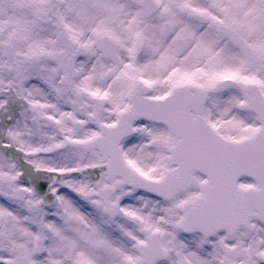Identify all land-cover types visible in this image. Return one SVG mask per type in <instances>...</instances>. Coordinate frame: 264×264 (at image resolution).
Here are the masks:
<instances>
[{"label":"flooded vegetation","instance_id":"flooded-vegetation-1","mask_svg":"<svg viewBox=\"0 0 264 264\" xmlns=\"http://www.w3.org/2000/svg\"><path fill=\"white\" fill-rule=\"evenodd\" d=\"M146 5L0 0V241L20 235L32 246L10 251L0 264H92L90 255L101 251L117 264L122 243L141 264L142 243L133 249L129 238L142 235L146 243L155 232L161 243L160 233L132 219L131 205L150 203L178 224L182 206L201 192L208 177L190 170L199 161L181 170L173 145L195 141L180 133L200 120L221 133L219 105L234 101L227 93L237 89L245 99L244 81L235 69L212 66L225 58L222 51L243 53L219 29L226 22L217 0ZM220 77L240 85L205 100L195 89L176 88H205ZM116 142L120 152L110 153ZM137 175L151 181V191L132 186L141 182ZM237 183L254 184L248 177ZM193 234L203 245L217 241L216 262L209 264H264V222L253 220L232 235ZM166 251L157 264L185 259L182 247Z\"/></svg>","mask_w":264,"mask_h":264},{"label":"rangeland","instance_id":"rangeland-1","mask_svg":"<svg viewBox=\"0 0 264 264\" xmlns=\"http://www.w3.org/2000/svg\"><path fill=\"white\" fill-rule=\"evenodd\" d=\"M217 3L220 7V10H217L220 11L221 19H225L223 21L234 26L255 47L264 51V0H217ZM220 55L225 56V58L218 64L213 65L212 68L218 70L235 69L240 78L250 77L255 74H258V78L264 77V68L256 69L258 72L247 73L244 69V58L239 53L229 55L226 51H222ZM227 94H234L236 97L234 101L230 97L227 98L230 104L225 107L219 105L217 111L219 115V118L217 117L219 131L230 139L242 138L253 133L259 126V122L253 113L244 109L243 93L237 89ZM228 119H231V121L226 122ZM127 214L132 219L140 221L142 227L147 228L144 224V221H147L152 229L160 233V240L166 249L173 250L175 247H182L186 257H190L187 260V264H209L216 262L214 259V246L217 241H209L207 245H203L195 234L185 235L181 233L179 229L175 228L176 226L174 227L173 222L166 219L162 209L140 200L131 205V209ZM129 239L134 246L133 249L136 248L138 242H145V237L142 235L132 236ZM28 247L32 246L21 239L20 235L5 242L0 241V258L8 255L14 249L23 250L22 248ZM129 250L127 249V244L122 243V248L119 249V252L115 256L117 264H139L138 256L135 255L134 251L129 252ZM103 252L105 251H101L98 255H90L89 258L92 264H108ZM25 253H28V256L36 258L34 253L31 254L30 251ZM170 263H173V261H170Z\"/></svg>","mask_w":264,"mask_h":264},{"label":"water","instance_id":"water-1","mask_svg":"<svg viewBox=\"0 0 264 264\" xmlns=\"http://www.w3.org/2000/svg\"><path fill=\"white\" fill-rule=\"evenodd\" d=\"M221 30L243 50L246 57L247 67L262 63V61L264 60V55L259 53L257 50L251 48L248 44H246L245 41L236 32H234L232 29L226 27L223 24H221ZM222 82L224 81H220L215 86L210 88L213 91L220 90L221 88H223V86H225ZM245 90L247 95L245 107L249 110H253L257 114L261 122L260 128L256 131L253 136L245 140L230 142L223 140L220 136H217L219 140L217 142L213 141L212 144H215L217 146V152H237L239 153L237 155H240V153L247 154L246 157L240 155L242 156V158L232 159V163L236 164L239 161V164L236 168L239 170L238 175L248 174L252 176L256 180L257 186L247 191H241L243 193H240V191H237L235 193L234 190H230L229 196L225 198L221 197L220 199L229 202L232 198H234L233 203H235L237 209L241 210V206L238 202L241 200L245 201V199L248 198L250 199L254 208H256L258 211L263 212L261 208L262 203L264 202V98L262 97L256 85L246 84ZM213 135L214 133L209 132L208 130L204 132L206 140L208 139V137ZM190 144L195 145V143H189V145L182 143V146L187 149L188 146L190 147ZM212 144L211 142L208 143L207 141H205V151H214V149L212 148ZM197 146H199V149H202L203 143H199ZM208 146L210 147L207 148ZM213 200H217V198L214 197ZM252 206L250 208H252ZM182 225L187 226L185 230L206 229L207 231H209V233L207 232V234H211L216 231H211V228H216L217 226H224L220 222H208V224L205 222H189L187 224L183 223Z\"/></svg>","mask_w":264,"mask_h":264}]
</instances>
